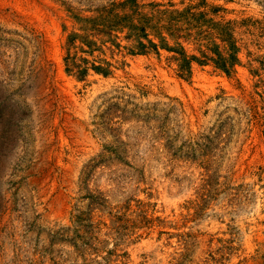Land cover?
I'll list each match as a JSON object with an SVG mask.
<instances>
[{"label": "rangeland", "instance_id": "1", "mask_svg": "<svg viewBox=\"0 0 264 264\" xmlns=\"http://www.w3.org/2000/svg\"><path fill=\"white\" fill-rule=\"evenodd\" d=\"M111 1L0 0V264H264V0H170L234 22L230 75L106 51L79 80L74 15Z\"/></svg>", "mask_w": 264, "mask_h": 264}, {"label": "trees", "instance_id": "2", "mask_svg": "<svg viewBox=\"0 0 264 264\" xmlns=\"http://www.w3.org/2000/svg\"><path fill=\"white\" fill-rule=\"evenodd\" d=\"M199 7H178L170 0L166 3L122 0L102 5L89 16L74 15L78 26L65 41L64 71L79 80L90 71L106 77L118 67L107 59L106 51H110V58L115 52L122 56L154 53L159 57L164 51L179 78L190 79L193 63H212L230 75L241 63L234 22L217 20L211 15L220 7L209 10ZM188 44L193 46L192 53L187 52ZM98 52L103 56L94 55ZM124 64L121 59L120 65Z\"/></svg>", "mask_w": 264, "mask_h": 264}]
</instances>
